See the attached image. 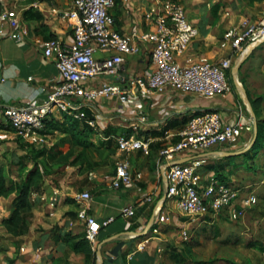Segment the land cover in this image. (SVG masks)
Returning <instances> with one entry per match:
<instances>
[{
  "label": "crops",
  "instance_id": "obj_1",
  "mask_svg": "<svg viewBox=\"0 0 264 264\" xmlns=\"http://www.w3.org/2000/svg\"><path fill=\"white\" fill-rule=\"evenodd\" d=\"M113 1L109 12L114 30L130 33L149 28L143 13L155 0ZM178 1L198 27V35L177 57L182 65L201 60L215 62L228 56L235 58L227 31L244 20L264 18V0ZM72 5L73 0H0V9L13 10L26 29L23 41L7 36L0 38V168L15 182L27 177L29 170L35 167L42 174L39 189H34L30 195L32 218L27 232L12 235L5 231L6 236L15 239L14 243L16 239L24 242L12 249L1 246L0 255L6 257L12 253L15 264L21 263L22 256L29 264H52L66 247L57 240L65 233L76 235L84 231V223L77 215L80 205L74 195L88 191L91 195L88 214L98 222L114 218L98 233V238L106 232L110 235L97 244L95 264L100 260V264L171 263L168 252L170 244H176V237L170 228L183 227L186 217H179L184 216L175 201L166 196L169 164L203 158L201 172L208 168V174L214 176V167L219 164L225 165L228 172L232 161L240 163L243 158L242 154H228L246 149L254 136L251 111L234 82L229 93L211 99L174 89L141 94L138 87H133L124 103L116 96L78 103L94 121L92 127L85 119L75 118L78 130H83L84 123L91 128L89 148L76 147L73 143L68 130L74 119L72 109L68 112L54 109L48 114L49 134L43 144L21 140L5 121L3 106L45 100L49 86L58 80V71L54 58L42 55V42L50 38H59L65 43L72 41L70 23L62 16ZM7 31L4 27V34ZM97 55L103 56L102 53ZM153 69L148 47L138 42L137 52L125 55L118 75H101L88 85L118 83L125 87L133 78L146 76ZM239 69L247 96L253 92L264 94V42L252 50ZM202 107L218 110L225 122L239 120L249 130L243 131L235 148L215 145L199 153L179 152L171 161L162 158L160 150L178 140L185 119ZM120 135L149 139L151 145L146 152L124 154L117 149L116 138ZM38 151L42 155L35 157ZM59 157L64 160L57 162ZM119 157L130 161L133 177L128 186L113 189L108 183L115 173V159ZM15 197L16 193L0 196V222L11 215ZM127 205H133L135 213L124 218L120 210ZM161 216L168 220L161 221ZM75 257L79 263H86L82 254L71 252L72 261ZM6 262L3 258V263Z\"/></svg>",
  "mask_w": 264,
  "mask_h": 264
},
{
  "label": "built area",
  "instance_id": "obj_2",
  "mask_svg": "<svg viewBox=\"0 0 264 264\" xmlns=\"http://www.w3.org/2000/svg\"><path fill=\"white\" fill-rule=\"evenodd\" d=\"M113 3V0H73L72 7L62 13L70 23L72 41L65 43L59 38H50L42 42V55L54 58L58 80L49 86L46 98L41 103L28 101L3 106L4 119L18 138L43 144L49 134L46 119L54 109L67 112L72 109L74 118L85 119L93 127L94 121L87 117L78 103L112 96L124 103L133 87H138L141 94L174 89L203 99L225 95L232 90L227 71H231L237 57L264 38V18L244 20L226 33L235 58L228 56L215 62L201 60L182 65L177 57L198 35V27L187 17L184 6L178 0H155L143 13L149 28L130 33H121L112 28L113 19L109 10ZM4 27L8 28L6 34ZM25 35L26 29L18 15L7 7L1 8L0 38L7 36L23 41ZM138 42L146 45L150 52L154 69L148 75L133 78L125 87L118 83L96 87L88 85L101 75H118L125 55L135 54ZM98 53L103 56H98ZM244 130H249V127L239 120L225 122L218 110L198 108L189 115L184 128L178 132L179 139L162 148L160 155L171 161L179 152L199 153L215 145L235 148ZM116 140L117 149L124 154L146 152L150 145L149 139L134 135H120ZM204 163L203 158L171 163L166 170V196L175 201L177 209L186 217L181 229L182 240L187 239V228L197 221V215L208 211L217 213L233 204H238V212L242 213L256 202L255 194L244 196L239 188L215 176L203 182L201 167ZM136 176L140 177L139 174ZM132 177L130 161L126 157H119L115 159V173L109 180V187L118 189L128 186ZM74 199L80 205L77 215L84 223L85 237L95 244L101 227L107 226L114 218L98 222L88 214L87 203L91 200L88 191L76 193ZM134 213L133 205L120 210L124 218L132 217ZM160 220L168 218L161 216Z\"/></svg>",
  "mask_w": 264,
  "mask_h": 264
},
{
  "label": "rangeland",
  "instance_id": "obj_3",
  "mask_svg": "<svg viewBox=\"0 0 264 264\" xmlns=\"http://www.w3.org/2000/svg\"><path fill=\"white\" fill-rule=\"evenodd\" d=\"M238 75L239 80L243 82V75L239 73ZM249 95L248 99L258 127L259 121L264 120V94L253 92ZM259 142L261 146L254 150L250 158H242L240 163L232 161L228 172L225 171L223 164L214 167L212 172L219 180L239 188L242 195L255 194L256 202L242 213L238 212V204H233L217 213L208 211L203 215H197V221L187 228L186 240L181 238L182 227H171L170 229L175 233L176 244L170 246L181 250L175 249L183 259L182 264H211L207 262L227 264L228 261L237 264H264V134L259 138ZM207 171L208 168L201 172L203 182H206L210 176ZM179 217L185 219V216ZM5 231L9 233L6 225L0 222V247L17 248L21 242H24L23 239H16L15 244V239L6 236ZM57 241L64 243L62 239ZM98 243V241L95 244L89 242L91 246H97ZM65 246L61 256L52 264H81L76 257L72 261L70 258L72 251L66 244ZM73 253L83 255L81 252ZM8 254L6 257L0 255V264H4L3 258L7 259V264H15L14 255L10 252ZM28 262L26 258L21 257L20 264H29Z\"/></svg>",
  "mask_w": 264,
  "mask_h": 264
},
{
  "label": "trees",
  "instance_id": "obj_4",
  "mask_svg": "<svg viewBox=\"0 0 264 264\" xmlns=\"http://www.w3.org/2000/svg\"><path fill=\"white\" fill-rule=\"evenodd\" d=\"M227 76L233 87L234 85H233L232 74L230 70L227 71ZM248 97H250V95ZM186 121L187 120L185 119L184 122ZM70 125H71V128L68 130L73 139L74 145L76 147L80 146L83 148H89L91 144L88 141V135H89L91 128L88 126V124L84 123L83 130H78V120L74 118L72 119V122ZM262 134H264V120L259 121L257 139L254 145L250 149H248L245 153L242 154L243 158H250L253 155L254 150L261 146L259 142V138L262 136ZM33 151L34 149H32V152ZM40 155H42V152L38 151L36 152L35 157H39ZM63 160L64 159L62 157H59L57 159V162H61ZM215 171H218V170H215ZM41 183H42V174L36 167L29 170L27 177H25L24 179H21L20 181H16V182L10 179L7 175H5L4 171L0 168V196H8L11 193H16V197L14 199V209L11 215L8 218H5L2 220V223H4L6 227L8 228V232L11 233L12 235H20V234L27 232L29 224L31 222V218H32V212H31L32 203L30 201V195L34 189L35 190L39 189ZM109 235L110 233L106 232L100 235L97 241L100 242L106 237H108ZM61 239L69 247V249L72 252L83 253L85 262L90 263V264H95L96 246H91L89 244L87 238L85 237L84 231L76 235H72L69 232L65 233ZM175 249L177 250L179 248H176V247L170 248L168 252L169 253L168 257L174 264H182L183 259L181 258V255L178 254L177 251H175ZM207 263L213 264V262H207ZM226 263L227 264H237L235 262H229V261Z\"/></svg>",
  "mask_w": 264,
  "mask_h": 264
},
{
  "label": "water",
  "instance_id": "obj_5",
  "mask_svg": "<svg viewBox=\"0 0 264 264\" xmlns=\"http://www.w3.org/2000/svg\"><path fill=\"white\" fill-rule=\"evenodd\" d=\"M262 42H264V38L259 40V41H257V42H255L254 44H252L242 55L237 57V59L235 60L233 66L231 68V74H232L233 82L236 85V87H238L240 89V91H241V93H242V95H243V97H244V99H245L250 111H251V114H252V117H253V120H254V136H253L250 144L248 145V147L246 149L238 151V152H235V153H229L228 155L245 153L248 149H250L254 145V143L256 141V138H257L258 127H257V121L255 119V113H254L253 109L251 108V105H250L246 90H245L242 82L238 78V71H239V68H240L241 64L248 57V55L252 52V50L254 48H256L258 45H260ZM176 163H183V162H174L173 164H176ZM100 263H101V260L97 264H100Z\"/></svg>",
  "mask_w": 264,
  "mask_h": 264
}]
</instances>
